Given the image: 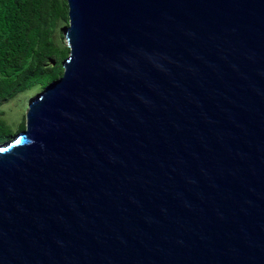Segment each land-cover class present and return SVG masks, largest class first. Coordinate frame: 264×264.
<instances>
[{
  "label": "water",
  "instance_id": "water-1",
  "mask_svg": "<svg viewBox=\"0 0 264 264\" xmlns=\"http://www.w3.org/2000/svg\"><path fill=\"white\" fill-rule=\"evenodd\" d=\"M67 4L0 145V264H264V0Z\"/></svg>",
  "mask_w": 264,
  "mask_h": 264
},
{
  "label": "trees",
  "instance_id": "trees-1",
  "mask_svg": "<svg viewBox=\"0 0 264 264\" xmlns=\"http://www.w3.org/2000/svg\"><path fill=\"white\" fill-rule=\"evenodd\" d=\"M60 20L69 23L67 0H0V108L62 78L69 49L53 41ZM20 127L17 133L25 130L26 119ZM13 134L0 119V145Z\"/></svg>",
  "mask_w": 264,
  "mask_h": 264
},
{
  "label": "rangeland",
  "instance_id": "rangeland-1",
  "mask_svg": "<svg viewBox=\"0 0 264 264\" xmlns=\"http://www.w3.org/2000/svg\"><path fill=\"white\" fill-rule=\"evenodd\" d=\"M68 27V22L60 20L59 24L55 28L53 41L59 49L64 50L68 48L65 40V33ZM43 90V88H38L33 91L23 93L12 99L10 102L4 104L0 108V119H3V121L9 126L11 131L14 133L11 140L16 137V135L18 134L17 132L20 131L22 121L26 119V113L28 111L29 103L37 95L42 93Z\"/></svg>",
  "mask_w": 264,
  "mask_h": 264
}]
</instances>
